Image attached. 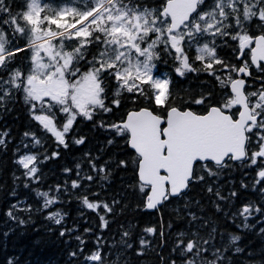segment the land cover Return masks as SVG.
I'll return each instance as SVG.
<instances>
[{"label":"trees","instance_id":"obj_1","mask_svg":"<svg viewBox=\"0 0 264 264\" xmlns=\"http://www.w3.org/2000/svg\"><path fill=\"white\" fill-rule=\"evenodd\" d=\"M70 1L42 0L41 15ZM167 1L109 4L158 9ZM212 1L200 0L198 12ZM27 6L28 0H0V32L6 38L0 59V264H264V65H251V51H241L235 29L226 28L206 59L186 47L190 68L181 74L169 53L160 51L157 74H168L170 87L156 104L149 83L121 88L115 69L100 65L101 31L94 28L80 41L44 23L58 34L54 43L68 39L73 55L65 70L68 84L92 70L101 87L100 103L85 112L71 103L72 89L67 103L52 109L59 128L68 112L74 116L60 142L34 116L23 92L32 61L23 18ZM80 6L65 19L69 28L94 3ZM262 14L238 33L245 39L264 36ZM241 66L251 71L245 92L259 117L247 128L246 159L197 164L184 194L148 212L149 189L139 181V157L121 124L132 112L149 110L164 118L173 108L205 114L218 106L236 118L230 84ZM15 74L18 84L9 88Z\"/></svg>","mask_w":264,"mask_h":264},{"label":"rangeland","instance_id":"obj_2","mask_svg":"<svg viewBox=\"0 0 264 264\" xmlns=\"http://www.w3.org/2000/svg\"><path fill=\"white\" fill-rule=\"evenodd\" d=\"M85 1L94 3V8H101V13L90 24L74 28L77 25L74 23L69 28L65 20L67 15L77 12V8L83 6L80 3ZM70 2L57 8L47 7L48 14L42 16L45 8L42 0H28L27 11L23 16L28 24L26 36L30 40L28 46L32 53L23 92L35 110L34 116L60 142L74 116L68 112L67 121L59 128L52 109L64 106L72 89L71 103L78 111L85 112L87 106L100 103L101 87L92 70L80 80L68 84L65 70L73 61L72 52L67 48L68 39L54 43L58 34L54 35L48 27L45 29L44 23L59 27L63 32L73 30L71 39L79 38L80 41L94 28L101 31L105 50L100 56V65L115 69L121 88L134 89L138 81L149 83L154 88L155 98L162 103L170 87V78L168 74H157L158 65L154 59L160 51L169 53L178 64L176 74H181L190 68L186 47L193 48L199 59H206L213 54L212 46L216 39L227 33V27L235 29L234 36L240 43L245 40V36L238 33L239 28L248 23L253 15L260 13L261 16L264 13V0H213L180 31L172 32L164 8L140 9L132 5L119 8L115 3L109 4L111 0ZM88 13L90 10L83 12L78 22ZM5 41V35L0 32V59L4 55ZM246 49L251 51L252 46ZM18 80L19 75L15 74L7 85H10L9 88L16 87ZM231 102L235 104L234 97ZM21 162L26 166L31 165L29 158Z\"/></svg>","mask_w":264,"mask_h":264},{"label":"water","instance_id":"obj_3","mask_svg":"<svg viewBox=\"0 0 264 264\" xmlns=\"http://www.w3.org/2000/svg\"><path fill=\"white\" fill-rule=\"evenodd\" d=\"M200 0H168L164 11L172 32L180 31L195 16ZM252 45L254 68L264 65V36L247 38L241 51ZM230 90L239 109L236 118L213 106L205 114L189 109H170L165 118L149 110L128 114L121 124L129 134L128 145L139 157L138 177L148 187L146 209L154 212L168 198L184 194L193 180L197 164L216 166L228 159L240 162L247 157V128L258 122L245 92L251 71L246 66L237 70Z\"/></svg>","mask_w":264,"mask_h":264},{"label":"built area","instance_id":"obj_4","mask_svg":"<svg viewBox=\"0 0 264 264\" xmlns=\"http://www.w3.org/2000/svg\"><path fill=\"white\" fill-rule=\"evenodd\" d=\"M96 9H98V8H96ZM96 9H94V10H92L90 13L86 14V15L81 19V21H80L79 23H77V25H76L74 28H80V27H82V26H84V25H87V24L91 23L92 21H94V20L92 19V17H93V13H94V11H95Z\"/></svg>","mask_w":264,"mask_h":264},{"label":"bare ground","instance_id":"obj_5","mask_svg":"<svg viewBox=\"0 0 264 264\" xmlns=\"http://www.w3.org/2000/svg\"><path fill=\"white\" fill-rule=\"evenodd\" d=\"M101 8H98V9H96L95 11H94V13H93V17H92V19H95L100 13H101ZM106 40V39H105ZM246 49V48H245ZM237 76V75H236ZM170 77V76H169ZM169 81H170V79H169ZM233 81V80H232ZM168 88V87H167ZM167 91H168V89H167ZM167 94V93H166ZM233 96V95H232ZM233 98V97H232ZM233 100V99H232ZM232 103V102H231ZM218 107V106H217ZM236 107V106H235ZM237 109V108H236ZM253 111V110H252ZM238 115V114H237ZM257 115V114H256ZM165 118V117H164ZM251 126V125H250ZM249 126V127H250ZM231 160V159H230ZM142 184V183H141ZM170 198V197H169ZM147 203V202H146Z\"/></svg>","mask_w":264,"mask_h":264},{"label":"flooded vegetation","instance_id":"obj_6","mask_svg":"<svg viewBox=\"0 0 264 264\" xmlns=\"http://www.w3.org/2000/svg\"><path fill=\"white\" fill-rule=\"evenodd\" d=\"M250 46V45H249Z\"/></svg>","mask_w":264,"mask_h":264}]
</instances>
